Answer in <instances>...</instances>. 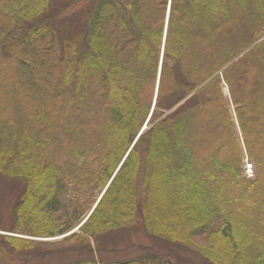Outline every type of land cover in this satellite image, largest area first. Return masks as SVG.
<instances>
[{
    "label": "trees",
    "instance_id": "obj_1",
    "mask_svg": "<svg viewBox=\"0 0 264 264\" xmlns=\"http://www.w3.org/2000/svg\"><path fill=\"white\" fill-rule=\"evenodd\" d=\"M48 2L0 0V174L24 185L0 264L87 249L136 218L206 264H264V81L243 94L264 79V0H70L45 17ZM83 3L77 48L48 23ZM83 217L65 238L78 247L13 236H61Z\"/></svg>",
    "mask_w": 264,
    "mask_h": 264
},
{
    "label": "rangeland",
    "instance_id": "obj_2",
    "mask_svg": "<svg viewBox=\"0 0 264 264\" xmlns=\"http://www.w3.org/2000/svg\"><path fill=\"white\" fill-rule=\"evenodd\" d=\"M68 1L70 0H49L48 7L43 15L45 17H52V14ZM86 11V4L83 3L81 5H78L73 13L68 14L64 17L49 20V29L54 31L62 41L66 42L67 40H69L75 42L76 47L81 48L82 37L85 29V16L87 13ZM253 46L254 45H252L251 47ZM260 72L262 73L261 67ZM260 80L264 81L262 75L260 78H257L255 76L247 78L245 81L246 83H244L243 86V94L249 96V91L252 89H250V86L252 84L255 85ZM118 88H120V86H118ZM223 92L224 95H226V97L228 98L227 89L225 87L223 89ZM182 102H180L178 105H180ZM28 103L29 106H31V109L35 108L32 102L28 101ZM175 108H173L172 110H174ZM172 110L166 111L165 115L169 114V112H171ZM230 112L231 116L234 119L233 110L231 107ZM54 114L57 115V111H54ZM148 118L149 116L146 118L143 124V128H145L144 130L149 127V125H146V122H148ZM261 124H264V122H262ZM143 131H140V134H142ZM236 137L238 139V146L240 147L242 152L241 161L244 165L247 157L243 151L241 138L238 133L236 134ZM247 162L252 166V176L250 178H247L244 177L243 174V177L247 182H251L255 180V171L253 164L248 160ZM23 187L24 185L21 181L7 179L0 174V227H7L10 223L12 209L15 203L18 201V197L20 196ZM261 187L264 188V178L262 180ZM100 194L101 192L95 193L97 199L99 198ZM89 212L90 211H88V213ZM84 219H82L83 221L81 220L82 222L78 223L71 231L61 236L52 238H30L24 235L13 236H17L23 239L40 241L41 243L44 242L46 246L45 248H49L52 250L66 249L71 246L78 247L79 244H73L72 242L65 240V238L72 233L80 234L81 231L79 229L84 223ZM0 234L7 235L9 233L0 231ZM96 238L97 243L93 238H89L90 240L87 243V249L71 250L72 252L67 253H51L45 259L34 260L29 264H68L72 261L86 259L94 261L98 264H123L126 262H128L127 264H131L129 262L132 261H138L137 264H157L156 261H154L155 259L153 260L152 258L158 257L162 259L166 254H172L182 264H206L205 261L202 260L198 255H196L192 251L187 250L186 248H181L180 246H176L173 244L167 246V244L162 243V241L149 237L143 229L140 218H136L134 220V223H130L122 229L105 233L101 236H96ZM195 240L197 243H203V239L200 237L195 238ZM223 243L226 245L225 254L227 256V242ZM146 258H149L147 262H145L144 260Z\"/></svg>",
    "mask_w": 264,
    "mask_h": 264
},
{
    "label": "water",
    "instance_id": "obj_3",
    "mask_svg": "<svg viewBox=\"0 0 264 264\" xmlns=\"http://www.w3.org/2000/svg\"><path fill=\"white\" fill-rule=\"evenodd\" d=\"M241 56V55H240ZM239 57H237L235 60H237ZM234 60V61H235ZM234 61H232V62H234ZM178 105H176L175 107H177ZM174 107V108H175ZM145 128H142V130L141 131H143ZM124 160V159H123ZM123 160H122V162H123ZM121 165V164H120ZM119 168V167H118ZM118 168H117V170H118ZM117 170L114 172V174H113V176L111 177V179L109 180V182H108V184L106 185V187L104 188V190L102 191V193L100 194V196H99V198H98V200H97V202L95 203V205L93 206V208H92V210L90 211V213L93 211V209L95 208V206L97 205V203L99 202V200H100V198L102 197V195L104 194V192H105V190L107 189V187L109 186V184H110V182H111V180L113 179V177H114V175H115V173L117 172ZM89 213V214H90ZM87 218V217H86ZM85 221V220H84Z\"/></svg>",
    "mask_w": 264,
    "mask_h": 264
},
{
    "label": "built area",
    "instance_id": "obj_4",
    "mask_svg": "<svg viewBox=\"0 0 264 264\" xmlns=\"http://www.w3.org/2000/svg\"><path fill=\"white\" fill-rule=\"evenodd\" d=\"M244 176L250 178L252 176V166L249 163L244 165Z\"/></svg>",
    "mask_w": 264,
    "mask_h": 264
}]
</instances>
